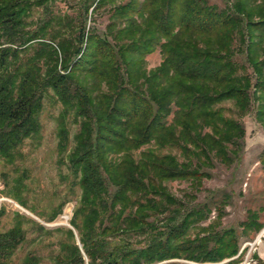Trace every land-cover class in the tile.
Here are the masks:
<instances>
[{
	"label": "trees",
	"instance_id": "1",
	"mask_svg": "<svg viewBox=\"0 0 264 264\" xmlns=\"http://www.w3.org/2000/svg\"><path fill=\"white\" fill-rule=\"evenodd\" d=\"M15 2L0 9V31H5L2 37L11 45L22 38L18 30L25 14V9ZM126 8L129 16L148 17L151 38L144 37L136 48L117 51L108 40L92 36L85 52L77 51V57L82 55V50L84 54L70 73L61 74L53 67L41 74L34 62L47 58V54L58 56L50 45L43 44L46 51L41 50L39 54L45 51L44 55L36 57L24 71L12 66L17 49H0V154L11 156L25 139L39 131L37 115L42 108V93L52 89L65 107L62 118L75 108L77 118L82 119L71 168L80 175L83 191L76 217L88 212L86 234L72 223L83 236L88 263L75 247L70 255H63L60 264H160L178 259L222 263L230 260L240 252L236 232L225 230L191 239V228L206 222L211 211L206 208L181 214L177 209L171 210L179 206V202L168 195L163 183L176 180L200 183L208 177L204 169L212 165L213 158L225 165L240 159L245 129L215 108L223 102L234 101L247 112L252 104L251 79L238 76L233 47L236 35L241 40L240 52L258 76L256 88L264 106V61L258 59L261 55L264 57V21L255 23L236 7L231 13L221 12L203 0H145L143 5L132 2ZM257 34L259 41H254ZM84 38L85 34L82 40ZM29 42L31 40L25 39L21 45ZM159 47L163 55L161 66L150 74H137L145 56ZM128 51L140 59L134 63L135 72L133 64L127 60ZM123 66L128 78L122 72ZM68 70L69 67H65V71ZM83 72L93 73L104 81L110 94L94 101L75 80L74 75ZM171 115L174 116L172 123L169 122ZM60 136L66 144L65 129ZM152 144L158 149L178 147L189 161L179 163L174 156L158 157L150 152L136 162L133 152ZM111 156H120V160L111 161ZM110 186L116 189L113 195ZM133 198L146 202L136 204ZM110 211L115 214L112 226L98 233L95 226L102 215ZM170 211L164 232L146 246L137 248L126 240H108L119 235H144L155 228L149 222L151 213ZM262 228L257 226V231ZM21 241L19 228L1 235L0 257Z\"/></svg>",
	"mask_w": 264,
	"mask_h": 264
},
{
	"label": "rangeland",
	"instance_id": "2",
	"mask_svg": "<svg viewBox=\"0 0 264 264\" xmlns=\"http://www.w3.org/2000/svg\"><path fill=\"white\" fill-rule=\"evenodd\" d=\"M203 1L221 12L231 13L236 7L255 23L264 21V0ZM14 2L25 9L18 30L22 38L18 37V43L11 45L7 38L2 37L5 31L1 30L0 49H17V58L12 66L19 71L26 70L36 57L44 55L46 50L43 44L56 49L58 56L47 54V58L34 62L39 66L41 74L44 75L53 67L63 74L70 73L73 65L83 56L90 44L88 39L92 36L108 40L117 51H126L130 47H138L144 37L151 38L152 35L149 32L148 17L129 16L130 11L126 8L132 2L143 5L145 0H0V9ZM255 36L254 41H259V34ZM25 39L31 42L21 45ZM233 47L238 76L251 79L252 104L247 112H243L234 101L223 102L215 109L222 111L226 119L239 122L244 127V148L240 159L225 165L213 158L212 165L204 169L208 177L203 178L202 182L165 181L163 186L168 195L179 202V206L171 210L177 209L181 214L206 208L211 211L206 222L191 228V239L234 230L240 238V252L222 263H195L178 259L160 264H228L234 261V264H264V234L258 240L264 232V106L259 100L261 93L256 88L259 79L255 69L240 52L239 35L235 36ZM80 49L84 52L82 50V55L77 57ZM41 50L45 51L40 55ZM126 57L133 64L135 72L134 63L140 59L129 51ZM258 59L264 61L262 55ZM162 63L163 55L159 47L145 56L143 67L137 74H150ZM65 67H69L68 72ZM262 71L264 79V66ZM122 72L128 78L125 66ZM74 77L94 101L110 94L107 84L93 73L83 72ZM40 110L37 115L39 131L25 139L11 156L0 154V236L16 228L22 231L21 243L0 257V264H25L30 260L33 264H60L63 255H70L75 247L79 248L88 263L83 251V236L72 224L75 222L86 234L85 220L88 212L76 217L83 195L80 175L71 168V157L78 147L77 137L81 132L82 119L77 118L75 108L62 118L65 107L52 89L42 93ZM173 118L171 115L170 123ZM62 129L68 135L66 144L61 140ZM150 152L158 157L174 156L179 163L189 161L178 147L158 149L154 144L132 155L139 162L144 153ZM110 160H120V156H111ZM109 191L113 195L116 189L110 186ZM133 202L138 204L146 201L133 198ZM164 206L169 208L165 203ZM113 215L111 211L102 215L95 230L102 233L104 228L111 227ZM169 217L171 211L151 213L149 222L155 225L154 229L144 235H119L108 240H126L137 248L146 246L164 232ZM259 225L263 228L257 231Z\"/></svg>",
	"mask_w": 264,
	"mask_h": 264
},
{
	"label": "water",
	"instance_id": "3",
	"mask_svg": "<svg viewBox=\"0 0 264 264\" xmlns=\"http://www.w3.org/2000/svg\"><path fill=\"white\" fill-rule=\"evenodd\" d=\"M263 234H264V232L260 235V237L258 238V240H260L261 239V237L263 236Z\"/></svg>",
	"mask_w": 264,
	"mask_h": 264
}]
</instances>
